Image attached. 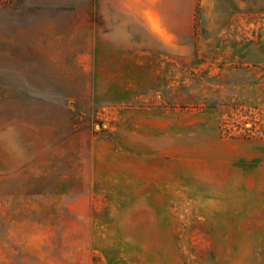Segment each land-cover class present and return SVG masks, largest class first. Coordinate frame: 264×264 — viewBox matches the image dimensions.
I'll return each instance as SVG.
<instances>
[{
  "label": "rangeland",
  "instance_id": "1",
  "mask_svg": "<svg viewBox=\"0 0 264 264\" xmlns=\"http://www.w3.org/2000/svg\"><path fill=\"white\" fill-rule=\"evenodd\" d=\"M142 37L100 0H0V264L259 254L264 26Z\"/></svg>",
  "mask_w": 264,
  "mask_h": 264
},
{
  "label": "crops",
  "instance_id": "2",
  "mask_svg": "<svg viewBox=\"0 0 264 264\" xmlns=\"http://www.w3.org/2000/svg\"><path fill=\"white\" fill-rule=\"evenodd\" d=\"M100 22L136 26L143 39L184 42L192 39L198 25L264 26V0H100ZM244 217V232L251 240L258 237L259 243L249 242L259 254H249L244 261L264 264V208L249 209Z\"/></svg>",
  "mask_w": 264,
  "mask_h": 264
}]
</instances>
